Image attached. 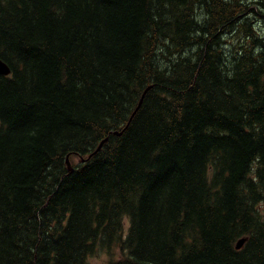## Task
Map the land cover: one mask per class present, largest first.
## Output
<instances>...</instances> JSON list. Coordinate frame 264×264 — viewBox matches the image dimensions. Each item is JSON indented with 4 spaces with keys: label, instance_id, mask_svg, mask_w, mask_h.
<instances>
[{
    "label": "trees",
    "instance_id": "1",
    "mask_svg": "<svg viewBox=\"0 0 264 264\" xmlns=\"http://www.w3.org/2000/svg\"><path fill=\"white\" fill-rule=\"evenodd\" d=\"M256 4L0 0V264H264Z\"/></svg>",
    "mask_w": 264,
    "mask_h": 264
},
{
    "label": "rangeland",
    "instance_id": "2",
    "mask_svg": "<svg viewBox=\"0 0 264 264\" xmlns=\"http://www.w3.org/2000/svg\"><path fill=\"white\" fill-rule=\"evenodd\" d=\"M249 3L250 6H257V2L264 0H244ZM253 23L255 24V28L259 30V32L264 35V9L260 11V14L258 16H253ZM77 158H73V161H70L71 165L73 162H75ZM69 165V163H68ZM115 256V254L107 255L106 251L104 249L98 248L89 258L90 264H101L105 260H107L110 257Z\"/></svg>",
    "mask_w": 264,
    "mask_h": 264
},
{
    "label": "water",
    "instance_id": "3",
    "mask_svg": "<svg viewBox=\"0 0 264 264\" xmlns=\"http://www.w3.org/2000/svg\"><path fill=\"white\" fill-rule=\"evenodd\" d=\"M9 73V68L8 66L2 61L0 60V75H7ZM150 86H147L144 88V90L141 92L134 108L132 109V111L130 112L128 118H127V121L125 123V125L128 123V121L130 120V118L133 116V114L135 113V111L138 109V107L140 106L141 104V101H142V98H143V95L145 94L146 90L149 88ZM105 140V138L103 140H100L95 148L94 151H96L100 146L101 144L103 143V141ZM67 166H68V163H67ZM68 169L71 170V168H69L68 166ZM245 241V238L244 237H240L238 238L236 241H235V244H234V248L235 249H238L242 246V244L244 243Z\"/></svg>",
    "mask_w": 264,
    "mask_h": 264
}]
</instances>
